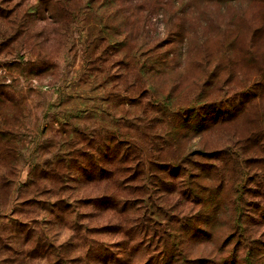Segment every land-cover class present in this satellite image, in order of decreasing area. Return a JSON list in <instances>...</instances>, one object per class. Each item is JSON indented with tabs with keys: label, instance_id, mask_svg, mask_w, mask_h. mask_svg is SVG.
Wrapping results in <instances>:
<instances>
[{
	"label": "rangeland",
	"instance_id": "rangeland-1",
	"mask_svg": "<svg viewBox=\"0 0 264 264\" xmlns=\"http://www.w3.org/2000/svg\"><path fill=\"white\" fill-rule=\"evenodd\" d=\"M34 17L13 44L0 33V260L16 238L24 254H48L28 264L54 254L62 264H264V146L240 144L264 125V0H52ZM55 19L69 21L57 42ZM100 29L116 56L96 60ZM163 49L177 53L169 66L125 65L136 50ZM157 106L196 124L228 113L169 150L219 153L222 162L189 165L207 177L190 202L175 196L179 180L161 179L158 164L128 150L135 168L127 183H110L117 204L108 210L82 176V148L125 131L157 138ZM207 202L218 203L214 220L192 222Z\"/></svg>",
	"mask_w": 264,
	"mask_h": 264
},
{
	"label": "trees",
	"instance_id": "trees-1",
	"mask_svg": "<svg viewBox=\"0 0 264 264\" xmlns=\"http://www.w3.org/2000/svg\"><path fill=\"white\" fill-rule=\"evenodd\" d=\"M24 1L27 0H21V1L0 0V33L2 34L1 37L3 42H5L4 45H6L7 43H12V44L15 43L14 41L17 39V37L21 35L22 29H24V33H27L28 30L26 31L25 29H28L31 26L30 22L33 21V19L35 18L34 16H36L39 12L41 14V11L42 12L48 11L49 6L52 2V0H34V3L27 5ZM56 1L58 2L59 0ZM61 12L64 13L63 10H61ZM25 23H27L29 27ZM68 23L69 21L67 20L65 22L62 19L59 20L55 19L50 24L54 26L53 29L54 32L56 33L53 34L54 35L53 37L56 40V42L61 38L62 35V33L59 30L63 28L64 31L63 34H64L68 29L66 28L65 31V27H68ZM21 26L23 28H21ZM107 27L108 24L104 29H107ZM106 34L107 32H105L103 29H100L99 35L101 36L102 40L99 42V44L98 41L96 40L98 45L96 50H94L97 55L96 60H98L99 57L101 58V56L104 55L105 53L107 54L111 53V55L114 54L115 56L117 55L116 53L110 52V49L112 48L113 45L111 44L110 41H108L107 39L108 35ZM33 43L34 42H32V44ZM24 48L27 49L26 52L29 55L30 54L31 56L34 55L33 46H31L30 44H25ZM148 51L145 52L143 50H138V51L136 50L135 52H132L130 59L126 61L124 60V56L126 55L124 54H118V55L122 58V61H125L126 66L128 61H132V62L134 61L136 65L140 64L141 66L143 65V67L145 68H147L146 65H150L149 61L154 59L155 62H157V64L160 61H163V63H166V65L169 66L170 63L177 58V56L175 55L177 53L171 49H163L159 51L156 50L155 53L152 51L150 52ZM157 54L160 57L157 56ZM152 55H154L155 57L154 56L152 57ZM123 71H125V68L121 67V70H119V72H123ZM263 88H264L263 84L259 86L260 90ZM254 91L257 92V90ZM100 101L101 100L99 99L97 101L98 103L97 102L95 103L97 105L96 112L98 114L100 112L101 114L104 115L103 111L106 108H102L99 105ZM102 102L103 101H101V103ZM164 109L165 108L162 106H157L156 110L153 111L155 113V116H151V119L149 121V124L153 125L152 128L158 125L157 131H159V133L157 134L158 137L155 139L150 136L147 137L148 134L147 135L143 134L140 137L131 136L130 132L125 131L124 133L118 134L121 140H118L117 142H113V140L115 139L113 140L102 139L100 142H96L92 145H88L82 148V150H84L82 153L84 159L77 162L78 164H81L83 167L81 168L82 176L83 178L86 177L87 186H91V187L94 186L98 189V192L96 193L97 194L96 197L100 199L101 202L100 205L104 204V206H106L108 210L110 209V207L117 204L115 202L114 195L112 194V192H108V190H110L112 186L110 185V183L113 182V180H115L116 177H118L121 180H126L127 183L128 178H126V176L127 175L129 176L130 175L129 173H132V171H134L135 166L131 165L129 162L130 151L128 150L134 149L137 150L138 153L141 151L140 154L142 155V157L145 158L144 162L147 161L148 162L147 164L149 165H151L152 162L158 164L157 170L159 171V173H161L158 176H160L161 179L174 176L175 180H179L178 188L174 186L176 190L178 189V192L175 196L178 197V199H180L181 197H183L184 199L185 197H190L192 199L189 200L190 202L194 201L192 196L193 197L197 196V193L194 191L193 186L196 183H201L202 179L206 180L207 177L203 175L205 171L204 169L200 170V174H198L194 172L197 169L189 165L197 164L198 159L200 160L205 157H209L213 162L221 164L222 160L220 159L222 156H218L219 153L213 154L215 156L214 157L208 155L209 153L198 151L192 153L191 156H187L189 154H184L182 152H179L176 155L175 154L171 155L169 154V150L178 145L179 138L185 136L193 129L194 132H191L193 133V135L190 137H195L194 135L198 133L195 130H197L200 125L203 127L205 126V124L206 125L215 124L220 119L219 117H223L221 118L222 120L219 121H228V116L224 117V115H228V113L211 111L212 113L209 114L210 118L204 117L196 124V122L193 121L191 122L187 117L181 118V117H176L175 115L167 116L164 114L165 113ZM261 112L264 113V110H262ZM261 112L259 113V117L263 116ZM261 119L262 118H260V120ZM92 134L95 135V133ZM122 140H125L126 142L123 143ZM128 140L138 142L139 146L134 145L132 149H129L130 148L129 145H131V143L129 144V142H127ZM107 142H109V144H107ZM111 142L113 144H111ZM125 143H128L126 144L128 147L122 149V146ZM248 143H251L257 147L264 146L263 124L260 125L259 128L253 130L250 133V135L248 137L246 136L243 142L240 143L242 144L241 147L243 150L245 147L244 144H248ZM0 152H2L1 147H0ZM2 155L3 154H0V159ZM167 155H171V157H169V159H163L164 156ZM192 158H195L196 161L192 160ZM86 160H87V164H85ZM108 161H110L109 165H111L109 168L107 164ZM193 161H195L196 163H191ZM119 164L122 165L121 168L117 167ZM149 165H148L147 173L148 172L150 173L152 171ZM90 168L93 170H89ZM221 168L222 167L217 164L215 166H211L209 170L211 172L216 171L218 173L219 170L221 172ZM158 176L156 179H158ZM221 178H223V176ZM101 182H103V184L100 187ZM112 189L113 191L116 189L115 183H113ZM173 192L174 189H172L171 193ZM207 204L209 205L206 208L205 206H203V210H201L199 214L196 213L195 216L191 218L192 222H212L214 220L213 214L215 213V209L213 207H216L218 203L210 204L209 202H207ZM13 231L17 232V230H13ZM21 231H23L24 233V239L26 237L31 236L32 234V231L30 230L24 231L18 228V232L20 233ZM25 245L26 244L24 243H21L19 245L17 239L14 238L13 247L11 246L10 248H7V251H9L8 253L9 255L6 256L7 258H2L0 260V264H28L29 261L27 263V260L31 258L37 261L39 260L38 263H41L43 261L42 259L45 260L48 258L47 257L48 254L44 256L42 255L38 256V258L37 257L35 258V256H31V254L28 255L24 254V251L26 253V251L29 249L26 248ZM39 247L43 249L45 248L46 249L45 251L47 252L51 248L50 245H46V244L44 246H39ZM58 256L59 255L54 254V256L52 257L53 259L52 262L49 263L50 260L49 261L47 260V262H43L42 264H62V259H57ZM63 264H65L64 261Z\"/></svg>",
	"mask_w": 264,
	"mask_h": 264
}]
</instances>
